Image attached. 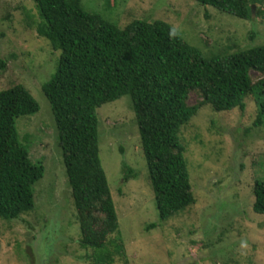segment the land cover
Segmentation results:
<instances>
[{
    "label": "rangeland",
    "instance_id": "obj_1",
    "mask_svg": "<svg viewBox=\"0 0 264 264\" xmlns=\"http://www.w3.org/2000/svg\"><path fill=\"white\" fill-rule=\"evenodd\" d=\"M109 2H115L119 22L164 19L205 54L232 37L241 47L264 43V16L243 19L196 0ZM105 3L82 0L85 9L113 21ZM253 5L255 12L264 3ZM39 21L34 0H0V58L5 62L0 67V90L18 80L39 101V112L20 116L17 127L21 134L29 133L30 157L45 166L35 186V209L19 219L0 218V264H94L86 258L93 250L80 244L81 227L62 148L42 92L59 53L38 34ZM255 32L257 36L250 38ZM252 76L264 77L256 71ZM189 101L195 103L197 95L192 93ZM97 113L102 166L126 245L125 258L115 264H264V214L253 210L254 183L264 175V116L259 120L253 94L243 110L217 112L204 105L183 128L196 203L185 215L164 222L159 219L130 96L102 104ZM123 161L136 176L125 180Z\"/></svg>",
    "mask_w": 264,
    "mask_h": 264
},
{
    "label": "trees",
    "instance_id": "obj_2",
    "mask_svg": "<svg viewBox=\"0 0 264 264\" xmlns=\"http://www.w3.org/2000/svg\"><path fill=\"white\" fill-rule=\"evenodd\" d=\"M196 1L243 19L264 16V6L252 9L264 0ZM34 2L37 32L59 53L42 92L55 120L80 244L93 250L86 258L94 264H115L125 258L126 245L102 166L98 107L130 96L159 219L167 221L196 203L182 133L198 110L204 105L217 112L243 110L253 94L263 118L264 77L255 80L252 72L264 76V43L241 47L232 37L205 54L164 19L119 22L109 0L105 9L113 21L85 9L82 0ZM18 82L0 90V218L5 220L35 209V186L45 172L43 162L30 157L29 133L17 127V119L39 112L40 103ZM192 93L195 103L189 101ZM123 170L125 180L136 176L124 161ZM253 194V210L264 214V175L255 181Z\"/></svg>",
    "mask_w": 264,
    "mask_h": 264
},
{
    "label": "water",
    "instance_id": "obj_3",
    "mask_svg": "<svg viewBox=\"0 0 264 264\" xmlns=\"http://www.w3.org/2000/svg\"><path fill=\"white\" fill-rule=\"evenodd\" d=\"M254 8H255V6L254 5H252V9L254 10Z\"/></svg>",
    "mask_w": 264,
    "mask_h": 264
}]
</instances>
